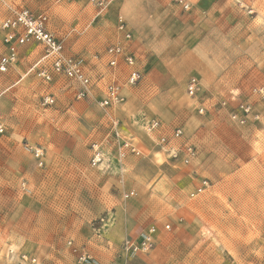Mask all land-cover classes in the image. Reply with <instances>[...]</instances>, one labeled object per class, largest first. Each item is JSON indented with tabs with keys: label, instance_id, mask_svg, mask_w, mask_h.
<instances>
[{
	"label": "rangeland",
	"instance_id": "obj_1",
	"mask_svg": "<svg viewBox=\"0 0 264 264\" xmlns=\"http://www.w3.org/2000/svg\"><path fill=\"white\" fill-rule=\"evenodd\" d=\"M108 2L0 0V23L12 9L46 14L93 82L78 99L80 85L41 61L39 42L19 47L17 63L0 72V264L30 255L38 264H77L74 247L93 256L90 264H152L151 254L154 264H264V0H186L189 9L176 0ZM119 17L140 45L142 75L127 84L121 62V77L108 85H120L124 101L103 108L105 52L130 43L117 30ZM191 77L200 82L194 97L186 90ZM44 96L55 103L43 106ZM241 103L252 106L244 123L232 117ZM139 111L159 119L160 132L131 121ZM176 128L180 145L197 148L189 165L155 141ZM116 130L142 153L120 158ZM94 145L105 156L96 167ZM33 147L44 149V166ZM197 178L210 187L191 197ZM132 222L144 229L138 242L156 227L149 253L131 254L107 238Z\"/></svg>",
	"mask_w": 264,
	"mask_h": 264
},
{
	"label": "built area",
	"instance_id": "obj_2",
	"mask_svg": "<svg viewBox=\"0 0 264 264\" xmlns=\"http://www.w3.org/2000/svg\"><path fill=\"white\" fill-rule=\"evenodd\" d=\"M185 9H189L190 5L186 0H176ZM99 8H105L108 6V0H91ZM49 17L44 14H34L29 9L19 8L12 9L10 15L4 18L0 23V33L3 36V42L6 46V52L0 56V72H7L11 67L17 63L19 58V47L29 44L31 42H39L44 46L45 53L41 59L45 64H49L52 71L56 74L62 75L76 84L80 85L77 92V98L83 99L91 94L92 91V78L84 67V64L80 58L68 55L65 52L64 41L54 35L48 28ZM117 30L123 35L126 42H131L132 32L129 29L126 21L122 18H118ZM105 55L108 57V65L111 68L118 67L123 62L128 67L127 84L134 85L141 79V70L138 67L137 56L129 48V46L123 43H117L110 45ZM47 79H50V74L46 69H43L40 73ZM200 89V82L196 77H191L187 83V93L189 96L194 97L197 95ZM124 97L121 93V86L112 83L107 86L106 96L100 102L103 108L113 106L115 104L122 103ZM55 100L51 96H44L42 99L43 106H52ZM240 114L238 112L233 113V119H236L240 123H244L247 120L249 114L252 113V106L248 103H241L238 105ZM204 107L200 108V113L204 112ZM144 131L148 134H155L162 129V123L156 118H147L144 116L140 122ZM118 122H114L116 127ZM6 128L0 123V135L5 134ZM116 135L119 138V156L124 158L128 153L140 155L142 153L140 146L131 138L122 139L121 131L116 130ZM183 135L181 128L173 130L171 137L159 134L155 141L158 146L162 148L173 159L180 158L182 163L189 165L198 159V151L192 144L174 145L173 140H180ZM32 154L39 166H44L46 162V154L43 148H32ZM104 154L97 145L93 146V155L91 159L92 166H98L104 161ZM210 187L209 180L204 178L201 184L196 188L194 192L190 194L191 197L202 193ZM134 195V191L130 190L124 194V197L130 198ZM166 228H170L169 225ZM156 227L149 228L144 234L140 242L133 240H125L123 248L131 254L149 253L155 244ZM69 245H73L72 241ZM73 252L77 253V264H90L93 262V256L86 250L81 248H73ZM22 263L20 264H38V258L35 255L23 256ZM113 264H120L114 262Z\"/></svg>",
	"mask_w": 264,
	"mask_h": 264
},
{
	"label": "crops",
	"instance_id": "obj_3",
	"mask_svg": "<svg viewBox=\"0 0 264 264\" xmlns=\"http://www.w3.org/2000/svg\"><path fill=\"white\" fill-rule=\"evenodd\" d=\"M1 45H3V52L2 53H5L6 52V46L2 43V40H1ZM129 48L133 51V52H136V54H139L140 52V45H138L136 42H130L128 44ZM44 48V46H43ZM108 58V57H107ZM122 64H120V66L116 67V68H111L107 65V85L108 83L112 82V81H117L118 80V77L120 78L121 77V74H120V71H121V68H122ZM138 67L141 69V66L139 65V62H138ZM127 71H125V80L127 79V74H126ZM115 109V108H114ZM113 109V110H114ZM116 109H122V106L121 107H116ZM115 113L117 114V110L115 111ZM115 116V115H114ZM145 117L148 118V116H146V114H141V111H139L137 114L133 115V117L130 118L131 121L135 120L134 123H138L140 124V122L142 121V119ZM116 117V116H115ZM118 117V116H117ZM119 118V117H118ZM172 143L176 146V145H180L181 143V140H173ZM201 181L200 178H197V184L194 188H192V192H194L196 190V188L201 184ZM207 190V189H206ZM205 190V191H206ZM191 192V193H192ZM127 227V226H126ZM128 229L130 231H127L125 234L124 233H118V232H114V233H110V235H107V238H110V243L112 244L113 243H116L118 245H122L123 242L125 240H133V241H138L140 238H141V233L143 232V230H140L139 229V226H137V224L135 223H131L128 227ZM163 230L164 229H160L158 233V236L161 237V234L163 233ZM157 236V237H158ZM160 246H158L157 250L159 252L160 250ZM144 255H147V254H144ZM153 254H151L150 256L147 255L145 258L148 259L147 261L154 264L155 263V257H152Z\"/></svg>",
	"mask_w": 264,
	"mask_h": 264
}]
</instances>
